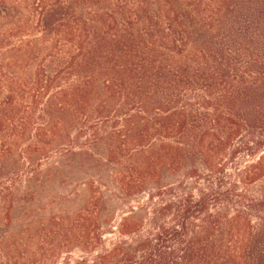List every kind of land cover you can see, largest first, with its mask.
Returning a JSON list of instances; mask_svg holds the SVG:
<instances>
[{"label": "trees", "instance_id": "obj_1", "mask_svg": "<svg viewBox=\"0 0 264 264\" xmlns=\"http://www.w3.org/2000/svg\"><path fill=\"white\" fill-rule=\"evenodd\" d=\"M27 2L8 33L25 39L13 51L24 67L0 111L17 140L41 107L38 143L83 126L104 148L102 162L81 155L100 184L77 217L78 241L96 256L79 264H264V220L255 230L248 216L264 202L236 193L264 178V0ZM240 155L251 164L211 214L223 179L195 196L184 180L198 170L186 166L198 160L212 178ZM142 196L115 232L104 228L110 204ZM105 234L117 237L100 252Z\"/></svg>", "mask_w": 264, "mask_h": 264}, {"label": "rangeland", "instance_id": "obj_2", "mask_svg": "<svg viewBox=\"0 0 264 264\" xmlns=\"http://www.w3.org/2000/svg\"><path fill=\"white\" fill-rule=\"evenodd\" d=\"M28 3L31 4L27 0H0V108L7 102L8 83L20 77L24 67V54L13 51L25 39L8 38V33L12 23L24 20ZM41 110L39 107L27 116L31 121L29 130L18 140L9 135L6 129L10 124L2 119L0 111V264H10L7 261L10 254L19 259V264H79L96 256L95 252L85 250L83 240L78 241L86 226H80L77 217L83 213L91 182L100 184L98 176L90 172L88 162H82L81 155L87 154L102 162L105 159L104 148L95 143L90 131L83 126L71 129L60 139L49 140L46 145L38 143L36 131L45 124L40 119ZM21 118L24 117L15 122L17 132ZM106 131L101 130L100 134ZM17 136L21 135L18 133ZM219 164H223L224 173L212 178H208L198 160L186 166L187 170H198L199 178L184 180L186 190L195 196L198 190L208 188L217 192L218 181L223 179V189L217 192L220 197L209 198L211 214L223 210L226 205L222 198L226 191L238 182L239 175L251 163L240 155L234 160L226 156ZM101 192L105 197L115 193L111 187H101ZM236 193L243 196L248 204L264 202V178L248 186L239 185ZM145 197L127 204H110L108 215L111 221L108 227L103 225L104 228L111 227L115 232L120 218L126 217L129 209L137 207ZM228 208L230 216L235 210L244 211L242 207ZM103 216L105 218L106 213ZM248 216L256 230L260 219L264 220V209L249 212ZM104 236L100 252L107 250L109 243L117 237ZM257 249L264 251L263 246Z\"/></svg>", "mask_w": 264, "mask_h": 264}]
</instances>
